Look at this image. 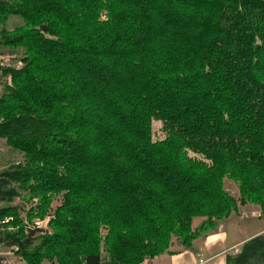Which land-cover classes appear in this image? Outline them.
<instances>
[{
  "label": "trees",
  "instance_id": "1",
  "mask_svg": "<svg viewBox=\"0 0 264 264\" xmlns=\"http://www.w3.org/2000/svg\"><path fill=\"white\" fill-rule=\"evenodd\" d=\"M0 47L23 63L0 139L24 157L0 174V243L25 264H144L240 206L264 218V0H0ZM226 264H264V235Z\"/></svg>",
  "mask_w": 264,
  "mask_h": 264
},
{
  "label": "rangeland",
  "instance_id": "2",
  "mask_svg": "<svg viewBox=\"0 0 264 264\" xmlns=\"http://www.w3.org/2000/svg\"><path fill=\"white\" fill-rule=\"evenodd\" d=\"M6 2L12 4L15 0H5ZM23 22L19 18L11 17L7 24L6 28L8 31H13L16 27L19 25H22ZM21 54L19 52H12L9 48L5 47H0V96L2 97L5 92L6 86L11 85L12 80L11 77H5L4 76V71L5 70H19L23 67V63L21 61ZM162 124L159 122H154L153 124V134H154V141H162L165 139L166 135L162 130ZM0 157L2 161V171H5L6 169H9L10 167L13 166H18L20 164L24 163V157L22 154L19 152H15L8 144L5 139H0ZM191 157L195 158L194 155L191 154ZM1 171V172H2ZM225 189L226 191L234 198L239 197V190L238 186L231 181L226 180L225 181ZM34 205L32 206L31 204L27 203V201H24L22 198L16 199L13 204H11L13 207H20L22 210V219L24 221V224L27 226V231L29 230H40L43 231L44 233H50V228H49V223L52 220V217L47 216L44 219H40L39 217H34L32 219H28L26 216V213H28L30 210L36 209L38 206V200L34 199L33 200ZM5 207L6 204L0 203V207ZM54 206H57V202L54 203ZM247 206V205H246ZM250 206H255V205H250ZM244 206H240L236 212L239 211ZM258 207V206H256ZM259 208V207H258ZM260 209V208H259ZM261 211V209H260ZM235 213V212H234ZM5 222L8 224L10 222V219H6ZM4 222V223H5ZM2 221H0V224ZM199 221L196 223L198 224ZM225 226L227 233L231 238L234 237L233 233V223L231 220H224L220 223H218L217 228L221 225ZM243 225H245V229H247V233H251L255 230H258L259 228L263 227L264 228V223L260 222V220H244ZM215 230V229H214ZM211 230L209 233H211ZM16 229L10 228L9 232H14ZM208 234V233H206ZM204 234V236L206 235ZM202 236V237H204ZM201 237V238H202ZM179 249L178 247H175V250ZM237 255V254H235ZM0 256L3 257L6 262L10 258L15 257L16 264H25L22 258L16 255V253L10 248L5 245H2L0 243ZM150 260H147L144 262V264H147ZM43 264H49L48 262H44ZM55 264V263H54Z\"/></svg>",
  "mask_w": 264,
  "mask_h": 264
},
{
  "label": "crops",
  "instance_id": "3",
  "mask_svg": "<svg viewBox=\"0 0 264 264\" xmlns=\"http://www.w3.org/2000/svg\"><path fill=\"white\" fill-rule=\"evenodd\" d=\"M246 219H257L264 223V218L258 207L244 206L228 219L234 224L233 238L229 236L225 226L221 223L214 231L195 241L191 248L173 250V254L161 255L150 260L147 264H200L201 260L204 264H226L228 255L239 253L246 242L264 235L263 227L247 233L248 231L243 225ZM15 260V257L10 258L8 262L5 260V264H16Z\"/></svg>",
  "mask_w": 264,
  "mask_h": 264
},
{
  "label": "built area",
  "instance_id": "4",
  "mask_svg": "<svg viewBox=\"0 0 264 264\" xmlns=\"http://www.w3.org/2000/svg\"><path fill=\"white\" fill-rule=\"evenodd\" d=\"M0 98H1V96H0ZM1 171H2V161H1V157H0V174L2 173ZM0 182H1V177H0ZM236 254H239V253H236ZM200 264H204V262L201 260Z\"/></svg>",
  "mask_w": 264,
  "mask_h": 264
}]
</instances>
